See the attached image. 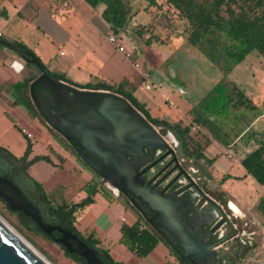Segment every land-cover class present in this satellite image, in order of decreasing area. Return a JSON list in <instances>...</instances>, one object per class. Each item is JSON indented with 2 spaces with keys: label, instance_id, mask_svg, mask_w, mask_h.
<instances>
[{
  "label": "rangeland",
  "instance_id": "obj_1",
  "mask_svg": "<svg viewBox=\"0 0 264 264\" xmlns=\"http://www.w3.org/2000/svg\"><path fill=\"white\" fill-rule=\"evenodd\" d=\"M24 1L26 0L14 3L13 0H0L1 37L25 42L37 53L47 68L48 61L53 59L63 66L61 72L73 81H80L81 84L90 76L94 62L103 60L104 54L108 57L113 54L115 60L123 61L121 64L129 81L125 84V89L146 105L152 117L167 118L170 121L182 118L185 124H189L195 111L203 108L211 90L225 76L235 80L253 98L258 95L259 106L264 110V57L254 50L236 65L232 72L226 74L210 55L189 42L192 31L189 21L169 0H157L160 7H148L146 0H126L131 3L135 13L133 12L128 25L123 29V39L128 50L138 56V61L144 69L151 72V90L142 85L139 69L131 60L122 58L109 42L108 36L113 31L100 14L101 6L95 9L85 0H45L42 4L31 0L27 6H20ZM21 10L19 14L18 11ZM35 17H37L35 24L41 26V30L29 27ZM23 18L29 21L27 23L29 26H26ZM59 46L66 52V56H60ZM211 46L210 42L204 44V48ZM214 57L219 61L217 51ZM72 58L79 62L80 68L71 64ZM4 61L7 65L2 69L4 67H1V64ZM6 74L12 78H8ZM34 74H37L36 69L28 65L24 57L0 43V80L7 76L6 84L0 86V131L19 140H21L19 131L12 126L5 111H10V107L14 106L10 94L12 98L15 94L19 99V105L26 108L18 93L19 85H23L27 78ZM99 80L92 77L91 83L96 84ZM121 81L109 83L116 85ZM87 83L86 81L85 84ZM257 98L252 101L258 102ZM234 109H228L210 118L212 129L210 128L207 133L205 127L199 128L194 125L192 128L196 142L204 147L209 145L211 140L207 138L208 134L223 144L225 149L223 153L216 152L215 161L197 160L194 156L179 158V164L191 173L207 196L213 197L223 205L231 220L238 225V232L251 237V249L235 264H264V214L258 207L261 198L264 197V186L250 175L244 177L245 168L239 162H235L246 153L247 148L243 146L240 151V147L244 140L249 141L253 138L252 131L250 130L243 139L239 137L233 142L238 134L248 127L254 114L248 115L242 109L241 111ZM37 120L41 133L47 138V141L40 138V143L45 144L46 149L52 154L55 167L49 170L51 174L48 175L44 169L41 170V163H36L31 168V175L41 182L46 191L59 203H79L96 190L93 195L94 201L75 213L74 224L78 231L83 235L96 232L97 236L102 238L101 246L109 250L116 261H126L129 264H166L172 261L179 264L163 242H160L147 257L140 258L134 254L125 256L123 244L120 243L121 226L123 223L134 224L140 218V212L106 185L105 180L77 155L64 135L57 130L52 131L50 125L39 117ZM262 127L263 125L258 129ZM41 133L28 130L25 134L31 139L40 137ZM231 142L232 145L237 144L235 147L237 155L232 152V158L228 153L231 151L228 145ZM170 144L173 146V143ZM40 147L38 144L35 149L37 153L43 151L39 150ZM214 153L215 151L209 154L212 156ZM233 158L234 162L230 160ZM167 167L174 169L173 165L168 164ZM43 172L47 174L46 180ZM227 172H230L231 177L224 179ZM222 192H225L228 199L226 204L217 197L222 195ZM0 214L51 263L82 264L67 256L58 242L28 229L1 199ZM238 242L239 238L229 240L223 245L222 251L232 249Z\"/></svg>",
  "mask_w": 264,
  "mask_h": 264
},
{
  "label": "trees",
  "instance_id": "obj_2",
  "mask_svg": "<svg viewBox=\"0 0 264 264\" xmlns=\"http://www.w3.org/2000/svg\"><path fill=\"white\" fill-rule=\"evenodd\" d=\"M90 6L97 9L98 6H104L102 17L110 24V28L114 33H119L128 25L129 19L135 13L132 10L133 6L126 0H85ZM148 1V7H160L157 0ZM180 13L189 21L192 31L189 35V42L194 46H199L206 54L210 55L213 61L219 63L226 74L233 71L236 65L241 63L248 54L256 50L264 57V0H169ZM134 12V13H133ZM167 17V15H164ZM4 41V42H1ZM205 42L211 43V48H204ZM0 43L4 47H9L18 52L28 65L36 69L37 74L27 78L23 85H19L18 93L23 99L26 108L36 118L45 119L41 116L36 108L30 93L31 83L41 74L39 68L27 60L24 52L29 50L35 53L28 45L16 39H6L0 37ZM217 51L219 61L214 57ZM36 54V53H35ZM40 58V57H39ZM43 65L46 64L42 61ZM49 70V69H48ZM50 71V70H49ZM51 75L58 79L64 80L77 87L94 89V90H109L112 93L121 95L128 99L135 108L142 112L146 118L160 129V132L167 134L171 132L178 142L177 158L173 159L178 162L179 158H192L196 156L198 159H205L209 162L215 161L214 158H207L204 153L205 147L202 146L192 134V128L196 124L207 128V131L212 129L210 118L217 116L221 112L228 111L233 106L234 108L255 109L256 106L246 92L237 84V82L225 76L218 85L211 90L208 98L204 101L203 108L195 111L193 120L189 124L180 119L178 121H170L167 118L152 117L138 98L125 89V84L128 80H123L119 84L111 85L110 83L99 80L96 84L88 82L81 84L68 78L64 73L52 72ZM18 86V85H17ZM118 86V87H114ZM19 105V99L16 100ZM206 107V108H205ZM18 128V126L15 124ZM52 131L56 129L49 126ZM59 133L65 136L62 130L58 129ZM207 133V132H206ZM208 138L209 135L207 134ZM66 137V136H65ZM27 148L22 156H17L5 146L0 145V175L7 177L16 184L26 198L35 205L39 210L42 220L57 226H62L69 229L83 239L91 248L95 250L98 257L104 264H128L124 261H116L110 254L109 250L101 246V239L96 232H91L88 235H83L75 226V213L94 201L93 195L96 190L89 193V196L79 203H59L46 191L42 183L36 180L30 173V168L33 164L39 161H47L52 163L53 159L50 155H36L30 158L33 152V142L26 136ZM69 140V139H68ZM72 148L77 152V146L74 140H69ZM82 159V158H81ZM83 160V159H82ZM86 163V162H85ZM172 163V161H170ZM87 164V163H86ZM241 164L247 170V173L255 178V180L264 185V133L260 138L258 148L250 153H247L241 160ZM88 165V164H87ZM89 166V165H88ZM179 167L177 164L176 167ZM98 174L96 171H94ZM100 178L101 175L98 174ZM230 174H226L224 179L230 178ZM126 201L135 207L130 200V197L120 194ZM224 195V196H223ZM225 192L217 196L224 204L228 199L225 197ZM5 203L6 200L0 197ZM8 206V204H7ZM9 207V206H8ZM261 212L264 214V197L261 198L258 205ZM13 211V210H12ZM18 215L22 224L28 229L40 233L50 240L58 242L57 238L62 236L58 230L53 231L52 235L44 232L40 226L23 211H13ZM122 237L120 243L127 247L137 257H147L160 242L169 244L149 220L140 213V218L132 225L123 223L121 226ZM60 246L65 251V254L74 260L87 264L86 258L78 253L69 252L60 243ZM173 254L177 256L179 264H184V260L174 252L169 246ZM251 247L242 248V241L232 249L225 252L223 259L225 264H235L238 259L246 256ZM166 264H177L175 262H167Z\"/></svg>",
  "mask_w": 264,
  "mask_h": 264
},
{
  "label": "water",
  "instance_id": "obj_3",
  "mask_svg": "<svg viewBox=\"0 0 264 264\" xmlns=\"http://www.w3.org/2000/svg\"><path fill=\"white\" fill-rule=\"evenodd\" d=\"M4 42V41H1ZM41 74L30 86L37 110L54 129L62 130L74 140L81 158L103 180L130 197L136 208H148L145 216L174 248L183 247L182 259L193 264H213V245L203 244L201 225L194 216L185 219L193 204L178 192L159 190L146 179L142 168L151 162L157 149H173L175 141L169 132L165 136L125 97L107 90L79 88L54 78L39 56L25 51ZM0 197L13 211L21 210L49 235L58 230L57 240L67 251L86 258L87 264H104L83 239L69 229L46 223L39 210L13 181L0 175ZM171 233L176 243H173ZM0 264H50L0 217Z\"/></svg>",
  "mask_w": 264,
  "mask_h": 264
},
{
  "label": "crops",
  "instance_id": "obj_4",
  "mask_svg": "<svg viewBox=\"0 0 264 264\" xmlns=\"http://www.w3.org/2000/svg\"><path fill=\"white\" fill-rule=\"evenodd\" d=\"M14 1V3H16V2H18L19 0H13ZM31 0H26V1H24L20 6H27L28 4H29V2H30ZM35 1H37V3L38 4H42L43 2H45V0H35ZM21 3V2H20ZM15 6H18V5H16L15 4ZM101 8V10H100V14L102 15V11H103V9H104V6H101L100 7ZM29 10L31 9V8H28ZM19 12V14L22 12V10L21 11H18ZM27 16V15H26ZM36 18L37 17H35V19H33V21H31V23H30V26L27 24L29 21L26 19V18H23L22 20L26 23V26H29V27H31L32 29H40L41 30V26H39V25H37V24H35V21H36ZM33 22V23H32ZM109 24V23H108ZM93 26L101 33V30L98 28V27H96L94 24H93ZM109 26H110V24H109ZM112 31V30H111ZM113 33V32H112ZM28 47L30 48V49H32L29 45H28ZM59 50H60V52H59V54H60V56H66V52L62 49V47L61 46H59ZM34 51V50H33ZM61 51L62 52H64V54L63 55H61ZM117 52V51H116ZM36 53V52H35ZM37 54V53H36ZM120 56L122 57V58H124V56L122 55V54H120ZM104 58H103V60L101 59L100 60V62H98V63H96V62H94V64H93V68L91 69V73H90V76H88L87 77V82H91V78L92 77H94V78H97V79H100V80H103V81H106V82H110V83H113V82H119V81H121V80H128V76H127V74L124 72V69H123V65L121 64L123 61L121 60V62H119V61H117V60H115L114 59V55L112 54L110 57H108V56H106L105 54H104V56H103ZM125 59V58H124ZM14 61V60H13ZM125 61V60H124ZM49 62V64H48V68H52V69H50V70H53L54 72H60V73H63V72H61V67H63L62 65H60L58 62H55L53 59H51V60H49L48 61ZM78 61L77 60H75L74 58H72L71 59V64L72 65H75V66H77L78 68H80L79 66H78ZM133 63V62H132ZM15 64H17V65H19V63L18 62H15ZM5 65H7L6 64V62L4 61L2 64H1V67H4V68H2V69H5L6 68V66ZM68 65H70V64H68ZM71 66V65H70ZM7 76H8V78H10L11 77V75H8V74H6ZM7 76L6 77H3L1 80H0V86H2V85H4V84H6V82H7ZM12 78V77H11ZM74 81H76V82H78V83H80V81H77V80H74ZM86 81H84V83L83 84H85V82ZM130 81H131V79H130ZM143 86H144V84H142ZM146 88V87H145ZM151 90V89H150ZM107 91H109V90H107ZM247 94V93H246ZM248 95V94H247ZM14 97L12 98V96H11V94H10V97H11V100H12V102L14 103V106H11L10 107V111H5V114H6V116L10 119V122H11V124H12V126L15 128V129H17L19 132V136H20V139L21 140H19V138H13V137H11L10 135H7L6 133H3V132H1L0 131V141H1V143H0V145H2V146H5L6 148H8L12 153H14L15 155H17V156H22L24 153H25V150H26V148H27V139H26V136H27V134H25V133H28V130L29 131H31V132H33V133H41V131H40V124H39V122H38V120H37V118L31 113V112H29L26 108H23V106H21V105H18L17 104V99H18V97H16L15 96V94L13 95ZM253 101H254V99H256L257 97H258V95L255 97L254 96V98H253V96H250V95H248ZM258 99V98H257ZM254 104H255V106H256V108L255 109H245V108H235L234 109V107L233 106H231L229 109H234V110H240L241 111V109H242V111H244V112H246L248 115L250 114V113H253L254 115H253V117H252V119H251V121H250V123L248 124V127H246L243 131H241L239 134H238V136H237V138L233 141V142H235L239 137H242V139H243V137L247 134V133H249V131L251 130L252 131V136H253V138L252 139H250L249 141H247V140H244V142L241 144V147H240V151H241V148H243V146L244 147H246L247 148V150H246V153H244L242 156H241V158L238 160V161H236L235 160V162H239L240 164H241V160H242V158H244L245 156H246V154L247 153H250V152H252L253 150H255L256 148H258L259 147V145H260V138H261V136H262V134L264 133V110L259 106V99H258V102H253ZM191 111V110H190ZM189 116V115H188ZM185 117H187V113H186V116ZM191 117V116H190ZM193 118V117H192ZM213 118V117H212ZM182 119V118H181ZM180 120V119H179ZM174 121H178V120H174ZM15 124L18 126V128L15 126ZM195 125H197V127H199V128H201V126L199 125V124H196L195 123ZM261 125H263V127H262V129H258ZM195 128V127H194ZM26 130V132L24 133L23 132V130ZM206 129V132H207V128H205ZM224 131H226V132H228L227 130H224ZM41 136L40 137H38V138H34V137H32L31 138V140H32V142H33V152L31 153V155H30V158H33V157H35L36 155H50L51 157H52V159L54 160V158H53V156H52V154H50L49 153V151L46 149V147H45V144H43V143H40V138H43L45 141H47V138H45V135L44 134H40ZM18 137V136H17ZM208 138V137H207ZM209 139L211 140V141H209V145H207V146H205V150H204V153H205V155L208 157V158H214L215 156H216V152L217 153H223V151L225 150L224 149V146H223V144H221L220 142H217V140H215L214 138H211L210 136H209ZM44 141V142H45ZM214 141V142H213ZM233 142H231V143H229L228 145L230 146V149H231V151L230 152H228V153H230V156H231V158H232V152L235 154V155H237V151L235 150V147L237 146V144H234V145H232L233 144ZM212 143L214 144V145H212ZM38 144H40L41 145V147L39 148V150H43V151H41V152H39V153H37L36 151H35V149H36V147H38ZM247 145V146H246ZM215 151V153H214V155H210L209 153H212V152H214ZM239 151V152H240ZM239 154V153H238ZM229 157V156H228ZM232 162H234V158L233 159H230ZM54 162H55V160H54ZM37 163H41L40 165H41V170H43L44 169V171H45V173H47L48 175L49 174H51L50 172H49V170L50 169H54V165L52 164V163H50V162H47V161H39V162H37ZM36 164V163H35ZM35 164H33L32 166H31V168L35 165ZM55 164V163H54ZM242 165V164H241ZM52 166V167H51ZM243 166V165H242ZM51 167V168H50ZM244 167V166H243ZM31 168H30V173H31ZM245 168V167H244ZM246 170V169H245ZM49 172V173H48ZM44 173V172H43ZM43 173H41V174H43ZM44 173V175H45V177H44V179L46 180V178H47V174H45ZM225 174H230V172H227V173H225ZM43 175V176H44ZM231 175V174H230ZM249 176V174L247 173V170H246V174L244 175V177H248ZM251 176V175H250ZM253 177V176H252ZM254 178V177H253ZM255 179V178H254ZM264 186V185H263ZM223 187H225V185L223 186ZM225 189H226V187H225ZM234 202V201H233ZM240 202V201H239ZM243 204V203H242ZM241 204V205H242ZM242 212H243V210H242ZM244 215V214H243ZM100 239H101V241H102V238L101 237H99ZM122 245V244H121ZM123 247V253L125 254V256H130V255H133V253L131 252V251H129L128 249H127V247L126 246H122ZM136 256V255H135ZM124 262H126V261H124ZM127 263V262H126ZM129 264V263H128Z\"/></svg>",
  "mask_w": 264,
  "mask_h": 264
},
{
  "label": "flooded vegetation",
  "instance_id": "obj_5",
  "mask_svg": "<svg viewBox=\"0 0 264 264\" xmlns=\"http://www.w3.org/2000/svg\"><path fill=\"white\" fill-rule=\"evenodd\" d=\"M165 135L166 134H164V136ZM168 142L169 144L170 142H174L173 146L170 144L173 151L168 153V149L158 148L153 160L142 168L143 175L151 185H154L157 189L165 190L166 194H169L170 191L178 192L177 197L181 200L184 198L189 199L193 204L192 208H198V210L190 211L188 215L185 216V219L188 220L194 216L195 221L198 222L196 228H199L201 225L200 237L202 243L213 245L211 248L214 254L212 263L225 264L226 260L223 259V257L226 251H222L223 245L231 239L239 238V240L242 241V248L250 247L252 245L251 237L244 233H239L238 225L231 220V217L223 205L213 197L207 196L204 190L194 180L191 173L180 166L179 160L177 163L173 161V159L177 158L178 142L176 140ZM170 161H172V163H170ZM168 164L169 166L173 165L174 169L167 167ZM177 164L179 167H176ZM168 168L169 170L167 171ZM173 173L175 174L172 175ZM137 209L143 216L148 212V208L144 205ZM233 215L237 217L235 213ZM150 216H152V214ZM150 216L145 217L149 220ZM168 234L171 236L173 243H176L177 241L173 235L171 233ZM167 243L174 252H177L182 258V254L184 253L183 247L178 246L174 248L169 242ZM170 252L173 254L171 249ZM173 256L178 260L176 255L173 254ZM184 264L193 263L185 262L184 260Z\"/></svg>",
  "mask_w": 264,
  "mask_h": 264
},
{
  "label": "built area",
  "instance_id": "obj_6",
  "mask_svg": "<svg viewBox=\"0 0 264 264\" xmlns=\"http://www.w3.org/2000/svg\"><path fill=\"white\" fill-rule=\"evenodd\" d=\"M2 36V33L0 32V37ZM109 42L117 49V51L124 56V58L129 59L133 62L134 66L139 69L140 74L142 76L143 84L146 87L147 90L152 89V81H151V72L147 69H144L142 64L138 61L139 58L137 55L134 54V52L128 50L124 39H123V31H120L119 33H111L108 36ZM64 52L61 51V55H63ZM21 67L22 65L19 64ZM142 113V112H141ZM26 132V130H23ZM30 137H32L31 134H28ZM106 185L111 188L115 193L121 194L119 188L113 186L111 183L105 181Z\"/></svg>",
  "mask_w": 264,
  "mask_h": 264
},
{
  "label": "bare ground",
  "instance_id": "obj_7",
  "mask_svg": "<svg viewBox=\"0 0 264 264\" xmlns=\"http://www.w3.org/2000/svg\"><path fill=\"white\" fill-rule=\"evenodd\" d=\"M171 141H172V138L170 137ZM174 143V142H173ZM241 213V212H240ZM242 216V215H241ZM0 217L15 231L17 232L32 248H34L43 258H45L50 264H53L51 263L48 258L43 254L41 253L36 247L35 245H33L26 237H24L21 232L18 231V229H16V227H14L3 215L0 214Z\"/></svg>",
  "mask_w": 264,
  "mask_h": 264
}]
</instances>
